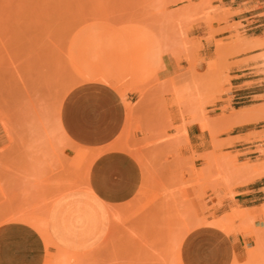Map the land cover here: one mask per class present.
<instances>
[{
    "label": "rangeland",
    "instance_id": "374dc122",
    "mask_svg": "<svg viewBox=\"0 0 264 264\" xmlns=\"http://www.w3.org/2000/svg\"><path fill=\"white\" fill-rule=\"evenodd\" d=\"M219 3L0 0V224L21 223L39 232L46 246L43 264H181L180 241L201 224L240 235L232 264H264V220L253 225L234 202L235 181L227 180L224 162L212 161L225 159L235 169L242 165L236 155L183 148L190 121L199 118L215 134L207 114L229 91L227 57L264 49V38L246 42L236 32L227 43L216 41L205 73L193 70L198 36L206 32L210 39L214 26L227 22ZM257 58L264 65V52ZM93 72L98 77H88ZM100 91L115 94L126 113L114 141L91 148L68 135L64 109L71 95ZM86 104L77 106L80 115ZM176 111L178 125L172 122ZM109 150L136 166V191L105 198L107 226L100 241L86 254H68L47 234L48 210L59 195L87 188L94 163ZM8 246L0 264H34L18 254L29 241Z\"/></svg>",
    "mask_w": 264,
    "mask_h": 264
},
{
    "label": "crops",
    "instance_id": "0c3cea01",
    "mask_svg": "<svg viewBox=\"0 0 264 264\" xmlns=\"http://www.w3.org/2000/svg\"><path fill=\"white\" fill-rule=\"evenodd\" d=\"M219 5L228 12L227 22L214 26L216 31L210 39L206 32L198 36L201 46L193 65L198 74L207 71V61L217 52L216 41L227 43V38L236 32L246 42L264 38V0H220ZM232 24L237 25L236 30L226 28ZM262 52L264 49L250 50L227 57L225 69L229 79L226 87L229 91L219 96L208 109L212 112L207 114L215 134L206 128L207 123H199L197 118L185 125L188 144L183 147L198 155L211 151L236 155L242 165L235 167L239 170L236 172L232 167L236 174L231 172L233 176H228V180L235 181L231 188L235 193L234 202L248 212L254 226L261 225L260 221L264 220V151H261L264 150V65L257 58ZM88 77L98 75L93 72ZM71 97L66 100L63 118L68 135L91 148L105 147L113 142L125 118L122 101L115 94L102 91L75 99ZM86 102L87 110L80 115L77 106ZM172 122L180 124L177 111L172 114ZM223 129L224 134L219 133ZM212 161L232 165L216 156ZM137 180V168L128 157L114 150L105 152L94 163L87 188L69 190L50 206L46 216L50 240L68 254H86L106 230L104 199L134 194ZM17 239L30 244L18 252L24 261L43 264L46 246L42 235L21 223L0 224L1 257L9 255V242ZM240 239V235H230L212 224L195 226L178 243L180 263L232 264L238 244L241 245Z\"/></svg>",
    "mask_w": 264,
    "mask_h": 264
},
{
    "label": "bare ground",
    "instance_id": "6f19581e",
    "mask_svg": "<svg viewBox=\"0 0 264 264\" xmlns=\"http://www.w3.org/2000/svg\"><path fill=\"white\" fill-rule=\"evenodd\" d=\"M125 24H126V23H125ZM129 24H130V23H129ZM132 26H133V25H131V27H132ZM135 27H136V26H135ZM136 28H137V27H136ZM144 31H145V30H144ZM143 35H146V34H143ZM136 36H137V35H136ZM141 36H142V35H141ZM142 37H143V36H142ZM144 38H146V37H144ZM144 38H143V39H144ZM151 41H152V40H151ZM147 46H148V45H147V43H146V47H147ZM155 52H156V51H155ZM135 53H136V52H135ZM145 55H146V54H145ZM143 57H144V55H143ZM156 57H157V56H156ZM145 58H147V56H146ZM148 58H149V57H148ZM148 58H147V59H148ZM134 60H135V59H134ZM141 64H142V63H141ZM148 64H149V63H148ZM210 127H211V126H210ZM226 163H227V162H226ZM228 165H229V164H228ZM223 166H224V168H223V167H222V168L226 171V173H227L229 176H233V175H230L231 172H232L233 174H236V173H234V172L239 171V170H235V169H234L235 171L233 172V171H232V169H233L232 166H231V169H229V168H227V164L225 165V163H224ZM225 167H226V169H225ZM228 167H230V166H228ZM223 169H222V172H224ZM242 169H243V168H242ZM244 171H245V170H244ZM232 173H231V174H232ZM239 173H240V172H239ZM259 174H260V173H259ZM237 177H238V176H237ZM227 180H228V179H227ZM260 255L262 256V254H260ZM263 255H264V254H263ZM262 257H263V256H262ZM263 259H264V257H263Z\"/></svg>",
    "mask_w": 264,
    "mask_h": 264
}]
</instances>
